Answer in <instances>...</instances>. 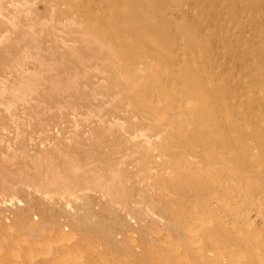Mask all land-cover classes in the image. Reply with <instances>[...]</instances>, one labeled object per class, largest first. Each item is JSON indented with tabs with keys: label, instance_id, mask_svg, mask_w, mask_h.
Returning a JSON list of instances; mask_svg holds the SVG:
<instances>
[{
	"label": "rangeland",
	"instance_id": "1",
	"mask_svg": "<svg viewBox=\"0 0 264 264\" xmlns=\"http://www.w3.org/2000/svg\"><path fill=\"white\" fill-rule=\"evenodd\" d=\"M96 2L0 0V90L5 91L0 92V264H179L183 250L195 256L185 240L188 227L182 221L187 218L180 211L194 210L210 221L217 216L200 210L204 195L188 203L186 183L194 181L198 146L189 147L194 164L179 172L186 183L178 181V172L166 162L167 145L182 141L189 128L203 132L215 126L216 108L204 101L194 77L188 80L179 69L173 80L161 56L157 62L140 46L151 35H161L155 24L147 38L143 27L108 9L123 24L103 30L102 18L95 17L100 9H89ZM203 2L213 3L211 9H220L224 20L226 9L250 14L256 10L248 9H264L242 0H232V5ZM185 9L194 17L190 7ZM112 38L123 48L115 61L109 55ZM163 41V46L177 45L171 34ZM37 60L47 66L39 68ZM56 60L60 66L51 68L48 64ZM77 60L85 61L83 69ZM217 61L241 72L223 56ZM20 74L40 83L25 92L28 101L5 105L11 94L19 93ZM179 79L187 83L180 87ZM168 87L177 91V103H171ZM159 100L164 103L157 104ZM182 183L186 186L179 188ZM260 203L251 213L245 211L253 221L249 232L224 218L217 219L219 232L200 230V246L213 254L202 261L195 256L193 264H217L222 247H243V258L252 257L253 263V257L264 254ZM258 212L261 222L255 219ZM245 259L236 264H249Z\"/></svg>",
	"mask_w": 264,
	"mask_h": 264
},
{
	"label": "bare ground",
	"instance_id": "2",
	"mask_svg": "<svg viewBox=\"0 0 264 264\" xmlns=\"http://www.w3.org/2000/svg\"><path fill=\"white\" fill-rule=\"evenodd\" d=\"M84 1L87 3V0ZM96 1L89 9H100V16L96 14L95 17L98 20H100V17L102 18L105 26H103V30L112 29L113 31V27L115 28L119 24L113 18L115 15L112 16L108 9H117L118 15L134 21L139 27H143L147 38L150 35L149 29H152L151 25L155 24L154 30L157 29L161 35H151L149 42H145L146 45L140 46L144 47V50L146 49V54L156 57L154 59L157 62H159V57L157 58V56H161L160 59L162 63L168 66L169 75L173 80L178 78L173 76L178 74L179 69H182V73L188 75V80L194 77L198 82V88L205 93L204 101L207 102L208 106L210 105L216 108L217 116L214 118L216 120L215 126H212L209 131L204 130L203 132H198L196 128H189L186 131V137L182 141L172 142L166 147L168 152V156L166 155V158L168 157L166 160L167 165L178 172V181L184 182V178H182L179 172L188 168L190 164H194V162H191L192 160L189 154L192 152L189 147L198 146L196 151L194 150L197 167H192V169H195V173H192L193 175L191 176V178H194V181L192 180L190 186L184 182L188 187V193L186 194L191 195L188 203L195 202L199 197L204 195L205 198H202L203 200L198 205L200 210L202 212H213L217 216H215L216 218L213 217L214 219L210 221L206 217H198L194 210L191 212L181 210L180 215L181 218H187L182 221V227H188H186L188 232L186 233L185 240L195 252V259L199 261L206 260L209 254L213 253L212 251L203 250L201 247L202 244L200 246L201 239L197 236L200 230L205 229L217 233L221 230L217 219L224 218L229 220L231 226H238L239 229L249 232L253 228V221L247 214L248 211L250 213L254 211V207L258 206L259 202H261V205L264 204V15H262L263 17L260 16L261 12L264 13V9H248L249 11L256 10V13L253 14L246 12L245 9H226L227 20H224L221 18V14H219L218 10L220 9H211L214 7L213 3L203 2L205 0ZM242 1L244 5L254 8L264 6V0ZM225 2L232 5V0H225ZM204 4L208 6V9H198ZM185 6L191 8L190 10L193 11L191 13H193L194 17H189ZM132 21L130 22L131 24ZM156 23H158L157 27ZM121 24L123 23L119 25L121 26ZM201 29L204 31L203 33H200ZM246 33H249V36H246ZM166 34H171L174 37L177 42L176 47L169 46V43L168 46L162 45ZM90 36L87 32L83 33L84 39L89 40ZM30 38L33 37L30 36ZM213 38L217 42L215 46L211 45ZM127 41L126 39L125 45ZM111 42L114 50L109 55L111 61H115L118 53L123 48L118 47V39L112 38ZM131 53L134 54L136 52L132 50ZM222 56L228 62H231L232 65H239L241 72L236 74L234 65L232 67L231 65H227V63H219L217 60L222 58ZM38 60L35 63H39V68H43L44 65L47 66L46 64L48 62L42 60L44 61V64H42V62H39L41 60ZM77 61L78 66L80 65L79 67L83 69L85 61ZM18 62H16L17 65L21 64H18ZM48 65L51 68L60 66L57 60L50 62ZM16 70L19 71V69ZM15 75H17L16 71ZM26 76L20 74L17 77L16 83L20 89L18 91L19 93L11 94L12 96L10 95L8 100L6 98L5 100L8 103L5 105L9 104L12 100L23 103L28 101L27 97L26 99L24 98L27 94L25 92H29L34 86H38L37 83L39 84L40 81H37L35 77L30 78L29 75V77ZM187 79H182V81L186 80L184 82L187 83ZM182 81L181 79L178 80L180 87ZM56 82H52L51 87H55ZM67 82L69 81L67 80ZM58 86L62 87L61 85ZM69 86L66 85V88H69ZM20 91L22 92L20 93ZM167 91V94L171 96V103H177V91H171L169 87ZM163 103L164 100L157 102L159 105ZM154 165L157 166L160 164L154 163ZM184 186L186 185L183 184L179 188ZM64 187L67 188L66 185ZM184 197L186 198V196ZM185 198L182 199L184 205L187 202ZM239 199L240 202L241 200L243 202L240 203L238 201L239 203L236 204V200ZM70 200L72 201V199ZM231 200L233 202L235 201V203L233 204ZM260 213L258 212L255 219L261 215ZM262 218L264 219V216ZM257 221L261 222L259 219ZM261 224L264 230V221ZM255 226L257 225L255 224ZM223 235L225 234L223 233ZM243 249V247H235V249H225V247H222L217 252V258L219 257L217 264H236L240 260L245 259L243 258L245 252ZM182 252L178 254V259L179 257L181 259L179 264H193L195 256L191 257L188 253L185 254ZM253 258H255L254 263L252 262V257L250 261L245 259L247 261L246 263L264 264V254ZM40 260L42 261L43 259ZM40 260L37 262H41ZM156 261L159 262V260ZM34 262L36 261L34 260Z\"/></svg>",
	"mask_w": 264,
	"mask_h": 264
}]
</instances>
